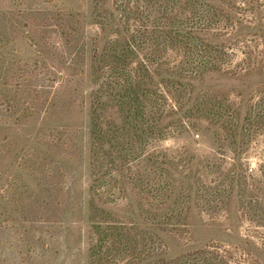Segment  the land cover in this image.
Masks as SVG:
<instances>
[{"label":"trees","instance_id":"trees-1","mask_svg":"<svg viewBox=\"0 0 264 264\" xmlns=\"http://www.w3.org/2000/svg\"><path fill=\"white\" fill-rule=\"evenodd\" d=\"M78 16L58 14L66 45L82 41ZM118 40L102 59L124 76L90 105L94 153L124 176V221L98 220L109 206L92 189L90 221L124 229L120 262L113 237L102 245L106 264H264L263 242L199 245L191 230L194 213L213 225L235 210L264 227V0H124Z\"/></svg>","mask_w":264,"mask_h":264},{"label":"rangeland","instance_id":"rangeland-1","mask_svg":"<svg viewBox=\"0 0 264 264\" xmlns=\"http://www.w3.org/2000/svg\"><path fill=\"white\" fill-rule=\"evenodd\" d=\"M59 13L79 15L78 44L64 43ZM114 39L124 41V0H0V264H106L102 245L109 237L115 241L107 256L120 262L123 227L90 221L92 189L105 191L94 195L96 205L109 206L98 220L124 221V176L91 143V102L109 90L110 78L124 76V68L102 59ZM52 65L61 72L68 66V74ZM257 152H250L252 167ZM252 218L235 210L231 220L212 225L194 213L191 230L199 245L248 236L259 246L262 218Z\"/></svg>","mask_w":264,"mask_h":264}]
</instances>
